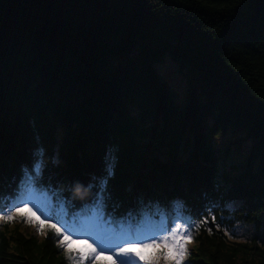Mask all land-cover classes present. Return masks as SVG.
Listing matches in <instances>:
<instances>
[{
	"label": "trees",
	"instance_id": "16d2710c",
	"mask_svg": "<svg viewBox=\"0 0 264 264\" xmlns=\"http://www.w3.org/2000/svg\"><path fill=\"white\" fill-rule=\"evenodd\" d=\"M230 131L245 165L214 147ZM31 187L53 215L186 216L189 264H264V0H0V208ZM236 222L254 234L230 238ZM0 264L78 263L54 230L4 223Z\"/></svg>",
	"mask_w": 264,
	"mask_h": 264
},
{
	"label": "rangeland",
	"instance_id": "374dc122",
	"mask_svg": "<svg viewBox=\"0 0 264 264\" xmlns=\"http://www.w3.org/2000/svg\"><path fill=\"white\" fill-rule=\"evenodd\" d=\"M156 68L160 74H162L168 83L172 86L176 97L180 101H184L188 92V80L185 77L183 71L180 69L178 64L171 59V57H166L161 62L156 65ZM237 138L236 134L232 131L228 132L223 136H217L214 138V147L218 151V155L223 158V160H227V165L230 166L232 164L237 165H245L249 162V154L251 148L250 140L243 138V143L240 145L237 142H233ZM256 161L254 166H257ZM221 163L225 165L222 161ZM244 167V166H243ZM30 197H33V202L29 203V206L33 208V211L36 212V216H40L41 219L45 217L42 214V205L47 202H52L51 199L53 198L47 192L38 191L36 188L31 187L30 191L25 196L24 200H18L15 203L10 204L8 207L0 208V216L5 215L9 212L10 209H14L16 206L27 202ZM240 202H234L228 204L229 208H233L235 205H238ZM61 209H64V205H60ZM39 208V211H37ZM36 216H33L31 212H28L27 209H22L21 213H14L12 220H4L0 219V229L3 227L4 223L9 224L10 229H12L16 224L21 226V229L24 230L25 233L36 236L38 239H42L48 234V230H51L47 227V225H40L39 222L36 220ZM49 218V217H48ZM177 220V218H176ZM174 220V221H176ZM182 220V219H181ZM174 221L168 222L171 225ZM187 227L190 228L192 239L191 243L187 244V251L193 248V236L196 233V229L198 227V223L189 219L182 220ZM49 222L56 223L60 226L57 222H54L52 219L49 218ZM234 226V227H233ZM232 228L226 227L227 234L232 239H239V240H246L249 239L255 232V227L252 224H245V223H235ZM43 230V231H42ZM95 234V233H94ZM94 234H84L80 237L84 238H72L71 242L67 244V248L71 251H67L65 247L62 245L63 251L66 252L67 256L76 261L80 264V255H86L91 251L89 248V244H93L95 247L96 245L93 243L92 237ZM152 236V235H148ZM62 239V237H61ZM60 239V240H61ZM162 246L158 248H138L136 251H141L145 257L157 254L159 252L164 251ZM188 252L183 258L182 264H189V258L187 256ZM98 261H105L106 264H111V259L108 256L102 255L97 258ZM90 260H85V263ZM87 264H91V261ZM137 264H144V261H137ZM159 264H165L163 258L160 259Z\"/></svg>",
	"mask_w": 264,
	"mask_h": 264
},
{
	"label": "snow or ice",
	"instance_id": "6c2138e0",
	"mask_svg": "<svg viewBox=\"0 0 264 264\" xmlns=\"http://www.w3.org/2000/svg\"><path fill=\"white\" fill-rule=\"evenodd\" d=\"M109 175L111 174L109 173ZM103 182L106 184L107 179ZM22 209H27L33 216H36V212L29 206V203L24 202L14 209H10L7 214L0 216V219L12 220L13 214L21 213ZM99 219L103 222V216H100ZM36 220L40 225H47L48 228L54 230L58 237H62L60 243L67 251H71L67 248V244L73 237L68 229L49 222L48 217L41 219L40 216H36ZM142 236L141 228L131 224L127 227L100 229L92 237L96 246L88 245L91 251L86 255H80V264H85V260H90L91 264H106L105 261L97 259L102 255L110 257L111 264H137V261H144V264H159L161 258L165 264H182L187 253L186 246L191 243L192 239L190 228L179 217L171 225L165 222L160 233L143 236V238ZM76 238L84 237L77 236ZM160 246L165 250L148 257H145L141 251H136L138 248H158Z\"/></svg>",
	"mask_w": 264,
	"mask_h": 264
}]
</instances>
